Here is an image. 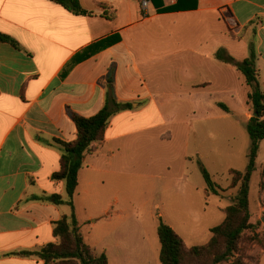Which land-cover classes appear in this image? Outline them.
<instances>
[{"label": "crops", "instance_id": "0c3cea01", "mask_svg": "<svg viewBox=\"0 0 264 264\" xmlns=\"http://www.w3.org/2000/svg\"><path fill=\"white\" fill-rule=\"evenodd\" d=\"M147 1L145 10L142 0H80L90 14L75 15L49 0H0V34L20 46L0 40V264H46L25 253L59 242L55 225L72 208L65 181L53 175L61 168L58 141L77 139L74 116H95L109 98L133 106L111 118L104 141L85 156L74 207L96 255L105 253L108 264H136L135 250L123 239L138 233L126 229L141 219L131 204L130 171L134 164L172 170L174 136L162 109L172 93L165 92H177L174 100L187 106L189 87L193 94L222 78L226 83L216 94L234 98L228 82L240 72L216 53L225 49L243 61L252 45L264 89V0ZM114 35L120 42L105 44ZM231 35L240 40L239 48ZM193 72L210 75L192 83ZM182 158L197 162L186 154ZM150 187L148 193L157 188ZM160 218L175 228L163 213L151 214V230L137 242L142 264H161Z\"/></svg>", "mask_w": 264, "mask_h": 264}, {"label": "rangeland", "instance_id": "374dc122", "mask_svg": "<svg viewBox=\"0 0 264 264\" xmlns=\"http://www.w3.org/2000/svg\"><path fill=\"white\" fill-rule=\"evenodd\" d=\"M231 38L236 48H239L240 40L232 35ZM260 68L264 81L261 64ZM207 73L193 72L189 75V78L191 77L189 82H198L202 77L210 75ZM237 76V78L230 76L228 82L236 90L234 98L216 94L222 89V84L226 83L222 78L215 81L216 77L214 78L216 85L212 88L194 90L191 94L192 90L189 87L187 106H181L179 101L174 100L177 92H165L168 95L172 93L167 106L162 108L165 116L170 119L167 131L174 136L170 146V150L174 152L172 170L167 172L160 164L152 169H147L142 164H134L130 171V179L134 184L131 204L134 205V209H139L141 219L136 225L126 229L138 230V233L128 234V237L123 236V239L135 250L136 264L143 263L141 258L143 250L138 243H143L144 230H151L152 213H163L166 221L175 227L188 246L206 244L212 235L207 230L224 221L226 216L224 209L232 205L237 193V189L231 188L230 172L232 170L244 172L248 168L251 147V138L245 126L252 116L250 107L246 105L250 88L240 73ZM201 92L205 93L194 94ZM218 103L226 105L228 111ZM225 115L228 118L223 119ZM179 121L182 123L179 124ZM175 153L180 154L178 158ZM184 154L195 157L197 162L186 163L182 158ZM199 160L209 171L214 182L224 190L221 195L207 191ZM149 175L157 179H150ZM145 184H148L147 188ZM151 184H155L157 188L148 193ZM250 202L251 222L257 226L255 234H258L260 242L250 243L248 239L252 233L249 232L242 242V249L250 263L264 264V141L257 160V170L250 184ZM157 204L160 205L158 210L155 208Z\"/></svg>", "mask_w": 264, "mask_h": 264}, {"label": "trees", "instance_id": "16d2710c", "mask_svg": "<svg viewBox=\"0 0 264 264\" xmlns=\"http://www.w3.org/2000/svg\"><path fill=\"white\" fill-rule=\"evenodd\" d=\"M49 1L63 6L75 15L90 14L82 8L80 0ZM0 40L20 49L19 44L8 36L0 34ZM120 40L119 35H114L104 42L112 45ZM216 58L235 67L250 88L248 105L252 111V117L246 123V130L251 138L249 165L244 172L238 170L230 172L231 188L237 189V193L232 205L225 209L224 221L211 229L212 237L208 243L188 247L184 239L160 218L158 236L161 244V264H252L242 249V242L249 232L252 233L248 239L250 243L260 242L258 234H255L257 226L251 222L250 209V184L257 170L260 146L264 141V89L256 66L255 47L251 46L250 57L243 61H237L229 56L225 49H220L216 53ZM220 106L228 111L226 106L222 104ZM132 108L131 104H120L115 99L109 98L104 108L95 116L89 118L74 116L77 139L70 143L58 141L63 148L61 168L53 175L54 180L65 181L68 195L66 203L72 208V213L55 225L54 236L58 238V243H50L40 251L26 252V255H35L46 264H108L105 253L96 255L86 243L78 226L74 197L79 186V172L85 156L92 152L95 143L104 141L111 118L117 113ZM198 163L202 169L207 191L214 195H221L224 190L214 182L200 160ZM54 199L56 203H64L59 196H54Z\"/></svg>", "mask_w": 264, "mask_h": 264}, {"label": "built area", "instance_id": "2783aa9c", "mask_svg": "<svg viewBox=\"0 0 264 264\" xmlns=\"http://www.w3.org/2000/svg\"><path fill=\"white\" fill-rule=\"evenodd\" d=\"M149 2L147 0H142V6L146 10L148 8Z\"/></svg>", "mask_w": 264, "mask_h": 264}]
</instances>
